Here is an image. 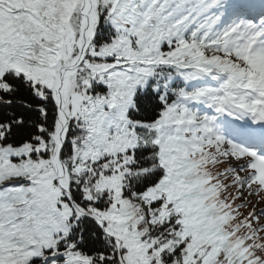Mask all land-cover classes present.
I'll return each instance as SVG.
<instances>
[{"label":"snow or ice","instance_id":"6c2138e0","mask_svg":"<svg viewBox=\"0 0 264 264\" xmlns=\"http://www.w3.org/2000/svg\"><path fill=\"white\" fill-rule=\"evenodd\" d=\"M264 0H0V264H264Z\"/></svg>","mask_w":264,"mask_h":264},{"label":"rangeland","instance_id":"374dc122","mask_svg":"<svg viewBox=\"0 0 264 264\" xmlns=\"http://www.w3.org/2000/svg\"><path fill=\"white\" fill-rule=\"evenodd\" d=\"M260 207H264V203H262L261 205H259Z\"/></svg>","mask_w":264,"mask_h":264}]
</instances>
